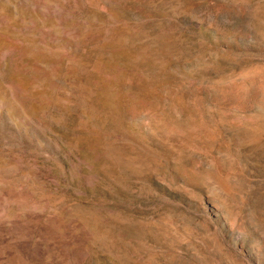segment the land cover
<instances>
[{"label": "rangeland", "instance_id": "1", "mask_svg": "<svg viewBox=\"0 0 264 264\" xmlns=\"http://www.w3.org/2000/svg\"><path fill=\"white\" fill-rule=\"evenodd\" d=\"M0 264H264V0H0Z\"/></svg>", "mask_w": 264, "mask_h": 264}]
</instances>
